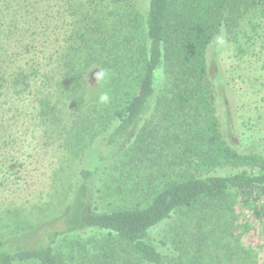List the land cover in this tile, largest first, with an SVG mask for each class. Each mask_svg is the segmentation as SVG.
Returning a JSON list of instances; mask_svg holds the SVG:
<instances>
[{"label": "trees", "instance_id": "16d2710c", "mask_svg": "<svg viewBox=\"0 0 264 264\" xmlns=\"http://www.w3.org/2000/svg\"><path fill=\"white\" fill-rule=\"evenodd\" d=\"M20 1L0 0V94L22 100L44 78L35 122L48 146L61 143L74 157L91 149L95 159L75 173L76 194L61 219L37 224L19 209L6 211L0 264H64L56 251L61 238L93 231L117 238L129 252L122 263L116 249L103 248L88 264H165L168 243L150 234L175 214L212 207L233 223L232 198L264 193V158L239 153L221 133L207 60L226 25L264 0H147L143 16L135 0H46L48 17L57 10L54 20L29 10L41 0L14 10ZM48 30L61 36L53 49H44ZM93 68L108 71L99 89L109 94L107 104L90 90ZM147 121L134 151L145 153L163 183L121 189L124 198L141 193L140 201L101 210L92 198L95 180ZM222 168L240 171L210 174ZM241 254L240 264H258L251 251Z\"/></svg>", "mask_w": 264, "mask_h": 264}, {"label": "rangeland", "instance_id": "374dc122", "mask_svg": "<svg viewBox=\"0 0 264 264\" xmlns=\"http://www.w3.org/2000/svg\"><path fill=\"white\" fill-rule=\"evenodd\" d=\"M134 2L143 16L147 0ZM34 3L16 2L14 10H28ZM39 3L38 9L29 10L41 20L58 17L57 10L48 17L46 0ZM44 39V49H53L61 36L48 30ZM207 60L224 139L239 153L264 158V7L245 14L236 24L226 25L209 47ZM98 72V68H93L87 76L96 98L101 94V81L96 80ZM43 79L22 100L3 91L0 94V225L5 222L1 217L6 211L15 209L37 224L61 219L76 194L75 173L86 164L92 167L95 159L94 154H89L91 149L74 157L61 143L48 146L49 141L35 122L36 99L46 91L41 86ZM147 124L148 121L141 123L124 139L123 145L111 155L108 169L95 180L92 198L101 210L110 211L140 201L137 196L141 193L124 198L121 189L129 191L138 183L145 187L152 184V188L163 183L162 178L157 180L156 170L151 168L145 153L134 151L139 143L138 134ZM239 171L222 168L210 174L226 176ZM232 199L236 201L233 223L228 215L212 214V207L206 213L198 207L190 213L175 214L152 231L151 239L168 243L162 250L165 264H240L241 249L251 251L256 262L264 264V193L252 191ZM59 225L60 221L56 223ZM103 248L116 249L122 263L129 252L125 243L98 231L62 237L56 251L64 264H88L89 258Z\"/></svg>", "mask_w": 264, "mask_h": 264}, {"label": "clouds", "instance_id": "9594fccd", "mask_svg": "<svg viewBox=\"0 0 264 264\" xmlns=\"http://www.w3.org/2000/svg\"><path fill=\"white\" fill-rule=\"evenodd\" d=\"M108 76V71L106 69H101L97 74H96V80L97 81H101V80H104L106 79ZM99 103L101 104H107L110 102V96L107 92H102L100 95H99Z\"/></svg>", "mask_w": 264, "mask_h": 264}]
</instances>
